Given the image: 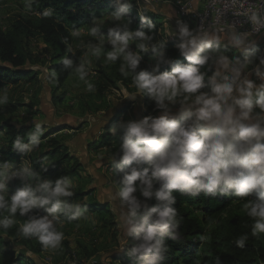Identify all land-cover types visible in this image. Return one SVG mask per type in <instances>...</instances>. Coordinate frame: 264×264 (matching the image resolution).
I'll use <instances>...</instances> for the list:
<instances>
[{"label": "clouds", "instance_id": "obj_1", "mask_svg": "<svg viewBox=\"0 0 264 264\" xmlns=\"http://www.w3.org/2000/svg\"><path fill=\"white\" fill-rule=\"evenodd\" d=\"M34 2L26 0L25 11L31 12ZM132 6L130 0H116L115 11L111 13L113 19L121 21L128 17ZM53 11L48 8L38 15L47 18ZM249 21L254 26H264V16L257 12L250 15ZM130 23L129 19V23L108 29L107 43L111 50L105 53V59L121 60L120 72L132 75L137 90L146 93L161 114L122 122L110 129L113 135L118 130L124 132L116 154L123 172L116 196L120 200V220L125 234L134 237L127 255L139 261L157 262L162 258V253L167 251L165 234L177 226V209L173 207L177 191L195 196L203 193L238 198L255 194L256 198L247 200L243 207L254 219L252 235L264 233V57L249 51L250 33L233 32L230 36V46L243 50L241 60L220 51V38L211 25L190 29L187 23L178 20L175 36L180 43L176 47L187 61L180 64L167 58L166 42L149 43L153 38L143 30H132ZM144 23H148L149 30L154 27L147 17L141 16V25ZM99 32L94 21L89 34L96 37ZM81 33L82 29H74L71 36L79 37ZM133 38L139 41L138 51L131 50ZM104 42L101 34L99 43L89 44L91 55L99 57ZM64 43L71 52L68 41ZM149 49L157 60V67L152 72L138 70L143 59L141 52ZM254 57L259 59L254 74L260 83L243 72L253 64ZM63 63L73 67L71 60L64 59ZM210 63L219 68L208 76L201 69ZM160 65H168L171 70L160 72ZM220 69L230 70L231 74L222 75ZM89 71L85 61L75 68L87 91L92 92L95 86L86 79ZM6 100L5 95L0 103ZM176 104L179 112L173 113L171 106ZM37 134H43L39 124L35 132L28 133L31 143L17 137L12 149L23 154L32 152L41 144ZM35 175L27 160L18 168L9 162L0 164V209L7 208L10 213L0 219V228L12 227L19 213L27 217L19 229L24 237L36 238L45 248H56L64 238L57 227L58 214L67 215L71 220L88 219V210L76 203L68 204L64 199L74 195L73 182L67 176L54 182L40 180L35 187L25 183L10 200L6 199L10 181H26ZM153 198L159 203L150 206ZM37 209H43L46 215L33 214ZM247 239L242 235L236 244L244 247Z\"/></svg>", "mask_w": 264, "mask_h": 264}, {"label": "trees", "instance_id": "obj_2", "mask_svg": "<svg viewBox=\"0 0 264 264\" xmlns=\"http://www.w3.org/2000/svg\"><path fill=\"white\" fill-rule=\"evenodd\" d=\"M157 1L165 3L180 0ZM130 3L133 5L132 9L128 17L121 20V24L129 23L130 19V28L132 30H143L153 38L149 43L165 42L164 37L159 33L160 25L158 24V19L160 16L155 12H145L146 10L142 12L140 0H130ZM33 5L35 18L20 17L13 25L12 30L5 31L0 29V94L8 85L13 86L25 79L32 81L37 78V72L29 65L32 56L25 49L27 41L37 38L41 39L52 50L53 61L56 63L51 65L49 69L51 73L60 76L59 81L63 83L67 78L65 69L72 68L66 66L63 60H71L73 67L78 61L77 57L67 50L68 45L64 41L67 40L71 46L74 38L71 36V31L79 29L93 20L103 19L107 14L114 12L116 0H35ZM48 8L54 10L52 16L45 18L42 15H38V13H43ZM141 16L147 17V20L154 25L151 30L148 28V23L141 25ZM191 27H193L192 24L190 29ZM102 34L107 36L108 31L102 32ZM176 45L173 42H166L165 49L168 48L169 52L173 53L177 49ZM256 48H251L249 51L256 53ZM220 50L222 51V48ZM224 51H228L231 55L234 53L230 52L229 47ZM148 55L152 56L153 54L148 51ZM172 56H168L169 59ZM171 60L180 64L187 63L180 54H176ZM257 61L258 59L254 57L253 62L256 63ZM138 70L151 72L149 65L144 62L140 63ZM170 70L171 68L168 65H163L160 68V72ZM201 70L211 76L216 71V68L215 65L210 63ZM120 79H123V77H120ZM147 104L149 110H152L156 115L157 110H154V102L149 99ZM19 107V105L14 103H0V136L10 131V135L6 138H0V161L2 164L5 162L12 163L16 167L23 162L26 153L14 151L12 144L17 137L27 143L29 141L27 140V133L31 132L32 129L30 125L18 128L8 122V116L15 113ZM125 112V110L120 111L118 118L114 119V123L119 121L126 114ZM113 127H116V123L107 129V133L102 139L101 147L112 142L110 141L112 139L116 141L117 147L111 149V155L114 156V160L110 163V167L113 170V181L119 185V182L123 179V172L120 171L118 166V156L116 154L119 152L124 132L123 130H118L117 134L113 135L110 132ZM67 128H63V130ZM12 129L14 130L11 131ZM33 129V132H35L36 128ZM44 136L46 135H43V138L47 139ZM58 137L55 136L47 140V145L43 147L44 150L28 159L30 163L32 160L31 166L41 178L51 180L67 176L73 180L75 176L79 175L82 166L79 161L70 156L68 145L64 143L63 139H58ZM72 160H74L72 165L65 164L72 162ZM44 168H47V170ZM37 175L28 180L37 181ZM16 180L20 185H24L27 182V180H20L21 182H19V179ZM92 192V190L86 192L75 191L72 197L66 198V201L68 204H79L81 208L86 207L88 212L91 211L100 215V217L102 216L101 221L103 220V222L100 226L102 229H108L113 224L111 221L112 218H115L114 214H112L110 205H103L97 200L88 202L87 199ZM136 195L139 196V192ZM174 196L176 197V204L173 207L177 209V226L174 229H169L165 234L167 251L162 253V258L156 262L152 259L139 261L134 257H129L127 252L134 242V237H129L127 250L114 257L116 262L120 264H264V234L252 235L254 219L247 215L243 207L247 200L256 198L255 194L238 198L219 194L206 196L203 193L195 196L182 194L177 191L174 192ZM141 199L143 198L141 197ZM158 203L155 198L149 201L150 206ZM197 211H201L203 213L202 216L198 215ZM33 214L43 216L38 209L34 210ZM9 215L7 208L0 209V219ZM58 215L61 222L65 224H79L81 220V218L71 220L62 213ZM103 215H107L108 218ZM139 215L142 216L143 212L139 213ZM15 217L18 222L12 227L8 229L0 228V253L4 257L12 256L10 264H37L31 257L16 256L14 252L7 251V247L12 242H19L28 247L31 246L36 256L40 255L45 249L36 238H26L19 231L27 217L20 216L19 213ZM242 235H246L248 239L244 247H239L236 244V240ZM65 245L67 249H70L68 243ZM70 252H73V250L70 249Z\"/></svg>", "mask_w": 264, "mask_h": 264}, {"label": "rangeland", "instance_id": "obj_3", "mask_svg": "<svg viewBox=\"0 0 264 264\" xmlns=\"http://www.w3.org/2000/svg\"><path fill=\"white\" fill-rule=\"evenodd\" d=\"M150 3L149 0H144V2L140 0L142 12L145 10V12H152L151 9H149L151 5H154L155 9H157V6L162 5L160 2L153 1ZM25 4L26 0H0V29H4L5 31L12 30L13 25L20 17H25L28 19L35 18L36 15L34 13V5L32 4V11L27 12L25 11ZM162 9L163 7H160L158 10L161 12ZM174 11H177L176 8H174ZM164 12H166L171 17L174 15L172 10L164 9ZM94 21L95 26L100 29V32L96 37H93L89 34L90 28L93 26ZM166 23L167 26L163 27ZM90 24L92 25L90 28H88L89 30L84 29L82 30V33L79 37L73 38L71 52L77 57L78 61L74 67L65 69L67 78L63 83L59 81L60 76L50 72V66L56 63L53 61L52 50L46 43H43L41 39L37 38L27 41L25 45L26 51L30 56H32L29 65L37 72V78L32 81L25 79L13 86L8 85L0 94V101L3 100L5 95L7 96L6 102H2L3 104L14 103L20 106L15 113L8 116V122L10 125L13 124L18 128L21 126L24 127L26 125H30L32 128L31 132L34 131L33 128H36L37 124L41 126L43 134H37L38 138L41 140V144L32 152L26 153L24 160L30 162L29 159H31L30 157L32 155L39 154L44 150L43 147L47 145V140L55 136H59V132H51L50 130L51 127L57 123H64L75 128V132L69 131L68 129V132L59 136L58 139H63L65 144L69 142L72 148L76 149L78 152L80 151L78 153L79 156L84 155L85 158H88L85 156V148H87L86 145L88 141H94L92 138H94L95 135L91 136L89 133L91 138L85 139V136H76L78 133L81 131H86V129L90 126H96L95 131H97V127L101 128L107 124V121V128L112 127L115 123L116 127H118L120 123L126 121L127 116H123L119 119V121H115L114 123L113 120L117 119V116L119 115L117 113L114 114L113 112H115V109L117 108H121L120 111L125 110L127 112V109L130 108L131 102L136 99L135 92L138 90L134 89L136 87L132 82V75L129 74L125 76L120 72V66L122 63L121 60L109 62L105 59V53L111 50V46L107 43V36L102 34V32L108 31L109 28L114 27L116 24H118V22L113 19L111 14H107L103 19L93 20L85 25ZM84 26H81L80 28L83 29ZM191 29L194 28L191 27ZM176 31V24L170 23L168 19L164 21L162 28H159V33L164 37L165 42L169 41L179 44L180 40L178 36H175ZM101 34L104 36L105 42L101 55L96 57L91 55L88 45L99 43V36ZM230 36L231 34H224L222 40H220L219 47L222 48V51H220L225 55H228L230 58L241 57V54L237 51V49L230 46ZM250 42L251 44L255 43L251 40ZM137 43H139V41L136 39L130 40L131 50L138 51L136 48ZM228 47L230 52H234L232 55L228 51H224ZM164 51L166 52L167 58H169L168 56L173 55L170 57V59H173L176 54H180L178 49H176L173 53L169 52L168 48L164 49ZM86 53L87 55H85ZM141 55L143 57L141 62L147 63V65H149L154 71V69L157 67V60L154 58V56H147V52H141ZM83 61L87 63V67L90 70L89 76L86 79L95 86V90L92 92L87 91L85 82L80 80L78 75L75 73V68L79 67ZM162 66L163 65H160L159 67L162 68ZM230 74L231 73H228V75ZM120 77H123V79H120ZM252 80L256 81L255 79ZM256 83L258 82L256 81ZM129 100H131V102H128ZM127 103L130 104L127 105ZM172 108L174 111L179 110V104L172 106ZM55 109L57 113V119L49 116L55 111ZM129 110L132 111L131 108ZM158 113L161 114L160 111H158ZM128 114L129 113L127 112L126 115ZM147 114L148 116L159 115H155L153 111H149ZM129 116L130 115H128V117ZM129 120L136 119L134 115H132L127 121ZM95 121L97 123L94 125L93 122ZM98 123L99 126L97 125ZM13 130L14 129L11 131ZM49 131L51 133H47ZM7 132L2 134L3 136H0V138H6L8 135H10V131ZM28 133L27 140H29ZM98 133L99 132L97 131V135ZM43 135H46L44 137L47 139H44ZM102 139L100 137V140L97 142L102 144ZM110 141H112L109 142L111 144L108 143L107 145L101 147L102 152L96 155V161H98L96 163L98 165L97 170L102 172L103 176L96 175L94 180H74L72 181V191L86 192L91 186H95L97 188V199L90 200H98L102 204L107 203L108 206L112 205L111 208H113L115 213V218H112L111 221L113 224L110 225L108 229H102L100 225L102 224L103 220H93L89 223L88 219H92L90 216L88 219H81L84 222V225L70 223L64 224L59 218L57 227L58 230L64 233V238L58 247L45 248L40 255L36 256L31 249V246L28 247L19 242H12L7 247V251L14 252V255L16 256L24 255L27 258L31 257L35 262H37V264H120L114 260V257L124 253L127 250L129 245V237L125 234L120 220L121 205L119 198L116 196L119 185L114 181L111 183V180L113 179V170L110 167H106V162L108 163V160L112 158L114 159V156L111 155V149L113 147H117V144L115 143L116 141L113 139ZM27 143H31V141L29 140ZM0 164H2L1 161ZM65 164L70 166L73 164V162H68ZM19 166L14 167L18 168ZM51 180L54 182L57 179ZM15 182L18 181L14 179L9 182L6 199L10 200V196L24 186L16 185L14 184ZM19 182H21L20 179ZM94 195L96 196V194H93L92 196ZM64 199L66 200V198ZM38 210L41 214L46 215L43 209ZM87 213L89 214L88 211ZM197 214L202 216L203 213L201 211H197ZM15 220L18 222L16 217ZM98 221L100 222L98 223ZM66 243L69 244L70 249H72L73 252L69 253L70 249L66 248ZM11 257L12 256L4 257L0 253V264H10Z\"/></svg>", "mask_w": 264, "mask_h": 264}, {"label": "built area", "instance_id": "obj_4", "mask_svg": "<svg viewBox=\"0 0 264 264\" xmlns=\"http://www.w3.org/2000/svg\"><path fill=\"white\" fill-rule=\"evenodd\" d=\"M153 1L158 2L149 0V2ZM169 3L175 6L180 20L189 26L192 24L194 29H198L201 25L206 28L211 25L215 33H250L248 40L255 42L251 44L252 48L257 47L258 57H264V26H254L249 21L253 12L264 16V0H180ZM243 54L241 53V60ZM258 63L259 59L243 69V72L244 76L260 83L254 74L255 64Z\"/></svg>", "mask_w": 264, "mask_h": 264}, {"label": "crops", "instance_id": "obj_5", "mask_svg": "<svg viewBox=\"0 0 264 264\" xmlns=\"http://www.w3.org/2000/svg\"><path fill=\"white\" fill-rule=\"evenodd\" d=\"M150 3V2H149ZM151 4V3H150ZM160 7L162 8L163 7V9L161 10V12H160V10H158V9H160ZM174 8H175V6L174 5H172L171 3H169V2H165V3H162V5H159V6H157V9H155V6L154 5H151V7L149 8V9H151V11L152 12H155L156 14H158L160 17H159V19H158V24L160 25V28H162V24L164 23V21L166 20V19H168L169 20V22L170 23H174V24H176V26H177V21L179 20V21H181L180 20V17H179V15H178V12H176V11H174ZM164 9H167V10H172V12H173V17H171V16H169L166 12H164ZM118 22V24H121V22L122 21H117ZM92 24H90V25H85L84 27H83V29L82 30H84V29H88V28H90V26H91ZM167 26V23L163 26V27H166ZM81 29V28H80ZM89 30V29H88ZM87 30V31H88ZM216 35L217 36H219V38H220V40H222V37L224 36V34H220V33H216ZM166 42H169V41H166ZM252 48V47H251ZM237 51L241 54V53H243V50H238L237 49ZM256 54L257 55H259V52H258V50H257V48H256ZM149 68L151 69V67L149 66ZM215 68H216V70H217V68H219V66L218 65H215ZM153 70L151 69V72H152ZM220 71L222 72V75L223 74H228V73H230V70H224V69H220ZM228 71V72H227ZM135 90L137 89V88H134ZM135 94H136V96H135V100H133L132 102H131V100H129L128 102H131V105H130V108L132 109V111L131 110H129V109H127V112L129 113L128 115H130V116H132V115H134V117H135V119L136 120H142L143 118H145L146 116H148V114H147V112H149V111H152V110H149V106H148V104H147V100L149 101V97L146 95V93H142L141 91H137V92H135ZM130 103H127V105H129ZM172 107V106H171ZM120 110H121V108H117V109H115V112H113L114 114L115 113H119L120 112ZM155 110H156V108H155ZM172 111H173V113H178L179 112V110H177V111H174L173 110V108H172ZM104 112V111H103ZM102 112V113H103ZM127 112H125V113H127ZM131 113H132V115H131ZM157 113H158V111H157ZM156 113V115H158ZM44 115V114H43ZM128 115H123L124 117L125 116H127V118H126V121L128 120V118L130 117H128ZM160 115V114H159ZM158 115V116H159ZM50 117H52V118H54V119H57V113H56V109H55V111L54 112H52L50 115H49ZM122 116V117H123ZM151 116H153V115H151ZM44 117H45V115H44ZM46 118V117H45ZM111 118V117H110ZM114 121V120H113ZM125 121V122H126ZM97 122L95 121V122H93V124L95 125ZM98 126H99V123L97 124ZM107 126H108V121H107V124L106 125H104V126H102L101 128H99V127H97V131L99 132L98 133V135H97V131H95V128H96V126H90L89 128H87L86 129V131H81L80 133H78V135H76V136H85V139H87V138H91L90 136H89V133L91 134V136L93 135H95V137L94 138H92L94 141H88L87 142V145H86V147L87 148H85L86 150H85V153H86V157H88V158H85L84 157V155L83 156H79V152L76 150V149H74V148H72L71 147V144L68 142L66 145H68V149H69V153H70V156L71 157H73L76 161H79V163L81 164V168H80V171H79V175H77V176H75V178L72 180V181H76V180H80V179H87V180H90V179H93L94 180V178H95V176L96 175H98V176H103V174H102V172H99L98 170H97V167H98V165L96 164L98 161H96V155L97 154H99L100 152H102L101 150H102V148H101V145L102 144H100V143H98L97 141H99L100 140V137H101V139L104 137V135H105V133H107V129L109 128H107ZM47 127V126H46ZM67 127H69V128H67ZM48 128H50V127H48ZM63 128H67V129H64L63 130ZM107 128V129H106ZM68 129H69V131H72V132H75L74 131V127H72V126H70V125H66V124H64V123H62V124H56V125H53V127H51V129L50 130H52L53 132H59L58 133V135L59 136H61V135H64L65 133H67L68 132ZM77 134V133H76ZM103 141V140H102ZM101 143H103V142H101ZM83 158H85V159H83ZM109 159V158H108ZM86 160V161H85ZM114 159L112 158V159H110V160H108V163L106 162V167H110V163L113 161ZM72 162H74V160H72ZM19 165H21V164H19ZM97 165V166H96ZM102 167H105V166H102ZM111 168V167H110ZM110 170V169H109ZM104 173H106V172H104ZM113 178V177H112ZM111 178V179H112ZM40 180H46V179H44V178H41V176L38 174L37 175V181H31V180H27V182L26 183H30V184H32L33 185V187H35L36 185H37V183L40 181ZM112 181H113V179L111 180V183H112ZM14 184H16V185H20L19 183H17V182H15ZM25 185V184H24ZM89 190H92L93 192H92V194L91 195H89V197H88V199H87V201L89 202L90 201V199H92V200H94V199H97V188L95 187V186H91L87 191H89ZM93 194H96V196L94 195V196H92ZM94 197V198H93ZM98 201V200H97ZM101 203V202H100ZM102 204V203H101ZM103 205H107V203L106 204H103ZM112 207V205L110 206V208ZM111 211H112V214H115L114 213V211H113V208H111ZM87 215H88V217L90 216L92 219H88V222L90 223L91 221H95V220H99L100 219V221H101V217H100V215H98V214H96V213H94V212H91V211H89V214L87 213ZM103 216H106L107 217V215H103ZM105 217V218H106ZM104 218V217H103ZM81 219H83V217L81 218ZM100 221H98V223L100 222ZM80 222L81 223H79L80 225H84V222L82 221V220H80ZM65 224V223H64ZM97 224V223H96Z\"/></svg>", "mask_w": 264, "mask_h": 264}]
</instances>
